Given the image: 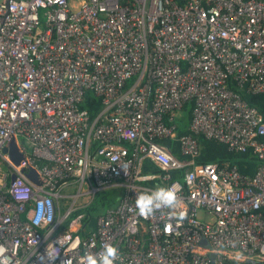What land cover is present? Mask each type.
I'll return each instance as SVG.
<instances>
[{
	"label": "built area",
	"instance_id": "built-area-1",
	"mask_svg": "<svg viewBox=\"0 0 264 264\" xmlns=\"http://www.w3.org/2000/svg\"><path fill=\"white\" fill-rule=\"evenodd\" d=\"M243 94H264V0H0V264H83L107 244L116 264H264V112ZM199 133L251 151L256 172L197 162ZM157 187L177 202L138 215ZM113 188L83 232L80 211Z\"/></svg>",
	"mask_w": 264,
	"mask_h": 264
},
{
	"label": "trees",
	"instance_id": "trees-1",
	"mask_svg": "<svg viewBox=\"0 0 264 264\" xmlns=\"http://www.w3.org/2000/svg\"><path fill=\"white\" fill-rule=\"evenodd\" d=\"M243 97L252 105L257 106L262 112H264V94L261 95H248L243 94ZM194 102L188 101L184 107L182 114L177 120V135L181 136L183 134H191L190 123L192 120ZM103 104L100 97L96 96L93 91H87L85 94L84 101L82 103V108L89 111L91 119H94L97 114L102 109ZM201 146V153L196 158L199 163H229L231 166H237L243 174H254L259 166L258 158L253 155L251 151L248 152H232L228 149L227 145L221 143L215 139L207 138L203 133L195 134ZM162 144L167 146L173 155L180 159H188L183 156L180 150V143L178 139H162L160 140ZM186 170V169H185ZM185 170H175L172 172L173 179L182 180L185 176ZM154 171H158V167L154 168ZM117 190L120 194L121 188H113ZM109 189L101 191L93 199L97 201L98 205L96 207L94 204L90 207V204L85 207L83 211L86 213L82 218L83 222V232L93 229L97 225L98 217L105 212L109 207L115 206L118 202V197H111L107 193ZM106 194V195H105ZM118 194V195H119ZM82 211V212H83ZM77 212L76 214H78Z\"/></svg>",
	"mask_w": 264,
	"mask_h": 264
},
{
	"label": "clouds",
	"instance_id": "clouds-1",
	"mask_svg": "<svg viewBox=\"0 0 264 264\" xmlns=\"http://www.w3.org/2000/svg\"><path fill=\"white\" fill-rule=\"evenodd\" d=\"M177 193L167 187H157L153 194L140 193L136 197L135 205L138 215L142 217H150L155 214V211L161 206H172L177 202ZM177 222H182L185 219L183 212L177 213L175 216ZM120 258V251L118 247L112 244L103 246L99 255L93 253H85L81 260L83 264H116ZM240 256H237L239 259ZM49 259H54V254L49 256Z\"/></svg>",
	"mask_w": 264,
	"mask_h": 264
},
{
	"label": "rangeland",
	"instance_id": "rangeland-1",
	"mask_svg": "<svg viewBox=\"0 0 264 264\" xmlns=\"http://www.w3.org/2000/svg\"><path fill=\"white\" fill-rule=\"evenodd\" d=\"M45 21V19L43 18V22ZM182 114V111H179V115H181ZM20 139H22V137L20 136L19 137ZM30 146V145H29ZM85 190V189H84ZM78 191V187H77V185L76 184H71V185H68V186H66V188H65V190H63L62 192H63V194H66V195H71V194H74V193H76ZM109 196H111V197H117V196H119L118 194H119V192L117 191V190H115V189H109V192L107 193ZM106 195V194H105ZM97 196V195H96ZM95 196V197H96ZM119 198V197H118ZM90 200H92V197H89V196H83V197H81V199H80V201L79 202H89ZM73 202V198H62V200H61V204H62V208H63V210H65L66 209V207L67 206H69L71 203ZM97 201H93L92 200V204H94V206L96 207V205H98V203H96ZM90 204V207L92 206V204L91 203H89ZM85 209V208H84ZM85 211H83V217H84V215H86V213H84ZM202 214V213H201ZM203 215V214H202ZM82 217V218H83Z\"/></svg>",
	"mask_w": 264,
	"mask_h": 264
},
{
	"label": "water",
	"instance_id": "water-1",
	"mask_svg": "<svg viewBox=\"0 0 264 264\" xmlns=\"http://www.w3.org/2000/svg\"><path fill=\"white\" fill-rule=\"evenodd\" d=\"M16 145H17L16 144V141L13 140L11 142V144H10V147L6 148V151H8L9 153H11L13 155V157L15 158V161L18 162L19 161L18 160V156H16L17 155V153H16ZM33 178H35V174H34ZM35 180H36V178H35Z\"/></svg>",
	"mask_w": 264,
	"mask_h": 264
},
{
	"label": "crops",
	"instance_id": "crops-1",
	"mask_svg": "<svg viewBox=\"0 0 264 264\" xmlns=\"http://www.w3.org/2000/svg\"><path fill=\"white\" fill-rule=\"evenodd\" d=\"M122 191V190H121ZM121 195V192H120V194H119V196ZM95 198V197H94ZM84 209H82L80 212H82ZM96 228V227H95Z\"/></svg>",
	"mask_w": 264,
	"mask_h": 264
}]
</instances>
